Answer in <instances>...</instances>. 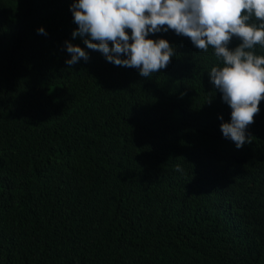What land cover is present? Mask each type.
Listing matches in <instances>:
<instances>
[{
  "label": "trees",
  "instance_id": "1",
  "mask_svg": "<svg viewBox=\"0 0 264 264\" xmlns=\"http://www.w3.org/2000/svg\"><path fill=\"white\" fill-rule=\"evenodd\" d=\"M72 3L0 0V264H264V100L237 149L211 46L150 34L176 55L145 78L73 38Z\"/></svg>",
  "mask_w": 264,
  "mask_h": 264
},
{
  "label": "clouds",
  "instance_id": "2",
  "mask_svg": "<svg viewBox=\"0 0 264 264\" xmlns=\"http://www.w3.org/2000/svg\"><path fill=\"white\" fill-rule=\"evenodd\" d=\"M69 10L77 25L73 38H84L88 49L145 78L166 69L176 55L175 46L147 38L150 34L174 30L199 51L211 46L223 66L211 69L210 82L231 109L230 122L220 125L223 137L237 149L251 142L247 129L264 100V55L254 52V46L264 47V0H73ZM233 38L240 43L230 48ZM66 50L69 66L89 59L69 42ZM176 170L182 171L179 165Z\"/></svg>",
  "mask_w": 264,
  "mask_h": 264
}]
</instances>
